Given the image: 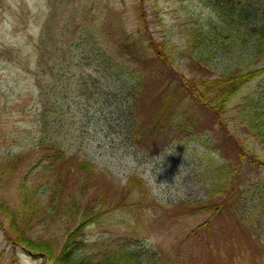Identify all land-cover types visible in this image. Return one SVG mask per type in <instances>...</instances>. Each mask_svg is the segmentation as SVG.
I'll return each instance as SVG.
<instances>
[{
  "label": "trees",
  "instance_id": "1",
  "mask_svg": "<svg viewBox=\"0 0 264 264\" xmlns=\"http://www.w3.org/2000/svg\"><path fill=\"white\" fill-rule=\"evenodd\" d=\"M197 1L210 9L209 12L219 15L221 21L213 20L211 15L199 14L196 21H192L193 26H188L193 45L187 48L191 50L195 65L200 61L201 67L207 71L213 73V64L221 70L214 76L182 78L168 101L180 91L186 98L192 97L207 108L230 140L240 163L226 165L213 157L215 171L204 187L203 196L179 203L191 214H207L188 228L185 239L174 243L175 251L190 250L191 255L183 258L176 257V254L162 259L155 247L143 245L150 228L139 218L143 211L139 200L132 201L134 207L130 210L131 216L125 220L123 233L112 239H102L96 249L95 245L90 249L87 247L85 228L104 216L105 209L110 207L112 192L114 195V190L129 192L131 197L133 187L138 192L145 189L144 180L136 174H131L127 184L121 187L109 170H105L109 177L94 178L97 170L103 169L92 159L93 156L76 152V145L72 143L75 137L68 132L70 119L61 116L72 112L74 98H84L110 113L117 124L126 120L127 131L137 126L134 105L127 99V103L121 101L119 92L135 101V97L142 94L137 86L144 75L136 76L116 61L118 49L131 52L136 41L133 39L135 35L127 41L124 35L115 31L123 26L119 22L121 18L114 25L112 21L113 26L102 34L93 24L91 28L65 16L61 21L55 19L53 24L44 23L40 38L37 36L36 51L40 64L38 71L31 74L37 76L40 114L34 143L40 150L34 155L27 151L14 152L5 155V161L0 163V210L6 211L7 219L0 220V226L5 240L13 247H22L32 256L42 258L44 264H264V238L260 226V215L264 214L259 213L264 207L261 199L264 192H248L242 187L239 176L242 161L264 169V63H257L264 60V0ZM133 19L130 17L129 25ZM57 29L61 31L59 41H69V44L63 46L61 54L50 63L51 50L44 43L48 40L50 47L55 46L60 33ZM96 34H102L104 42ZM162 44L160 47L153 40L148 44L152 46L150 59L156 65L160 62L173 64L179 57L181 44L176 48L167 40ZM102 69L101 78L106 89L96 90L98 77L95 72ZM126 83L129 87L124 86ZM155 118L157 120H150V125L158 131L154 144L170 138L168 133L174 131V121L163 116ZM233 122L242 127L243 135L234 133ZM120 129L125 132L122 125ZM110 133L118 134L114 130ZM16 169L20 174L14 176ZM32 176L33 179L29 180ZM53 177L55 181H51ZM62 177L77 184L79 204L77 198L72 199L73 205L67 201L53 217L44 206L42 195L47 191L55 199V186L60 188L56 181ZM6 182L11 183L13 197L5 195L3 186ZM58 192L60 194L61 188ZM13 198L18 202L12 209L14 212H8L7 202ZM126 198L127 194H121L119 206H128L123 202ZM97 205L98 210L95 209ZM168 213L166 210L165 218L174 221ZM56 220H64L62 228H52L47 235L35 234L38 226L49 222L54 224ZM0 264H13V258Z\"/></svg>",
  "mask_w": 264,
  "mask_h": 264
},
{
  "label": "rangeland",
  "instance_id": "2",
  "mask_svg": "<svg viewBox=\"0 0 264 264\" xmlns=\"http://www.w3.org/2000/svg\"><path fill=\"white\" fill-rule=\"evenodd\" d=\"M209 10L197 0H0V163L5 161V155L14 152L27 151L35 154L40 150L34 143V135L38 134L39 130L36 121L40 114L36 90L37 76L31 73L39 69L36 39L37 36L40 38L44 23L53 24L55 19L61 21L65 16H69L71 20L85 23L91 28L96 27L103 34L121 18L119 22L123 26L117 27L115 31L121 36L124 35L127 41H131L135 35V46L131 52L125 51L124 48H119L116 52L119 57L116 61L122 67L136 76L144 75L137 86L142 94L137 95L135 101H132L129 95L123 96V93L119 92L121 101L134 105L137 117L134 120H138L135 129L127 131L126 120L117 124L110 113H105L96 104L84 98H74L72 112L61 115L70 119L68 132L72 134V138L75 137L72 143L76 145V152L93 156L92 159L103 169L98 167L94 178L109 177L105 174V170H109L116 177L115 181L120 187L127 184L131 174H136L145 182L144 191L138 192L137 188L133 187L131 197L129 192L128 194L114 190L115 195L112 192L110 207L105 209L104 216L85 228L88 249L94 245L96 249L102 239H112L115 235L123 233L125 220L131 216L130 210L134 207L132 201L139 200L143 206L139 218L150 228L143 245L155 247L162 254V259L174 257L176 254V257L186 258L191 255V251L179 253L180 250L175 251L174 243L185 239L188 228L207 214H191L187 209L180 207L179 203L203 196L204 187H207L215 171L212 166L213 157L217 162L226 165L236 166L240 163L230 140L223 134L207 108L192 97L186 98L180 91L168 101L169 95L182 78L208 74L214 76L221 70L213 64V73L207 71L201 67L200 61L195 65L190 55L191 50L187 48L188 45H193L188 28L193 26L192 21H196L195 18L199 14L211 15L213 20L221 21L219 15L213 12L214 15ZM130 17H134L132 25L128 24ZM60 34L61 31L55 46L50 47L48 40L44 43L51 50L50 63L54 57L61 54L63 46L69 44V41H64V44L59 41ZM102 34H96L100 41L104 40ZM152 40L160 47L166 40L172 42L174 47L181 44L179 57L173 64L160 62L156 65V62L150 59L152 46L148 44ZM206 42L208 43L207 40ZM257 63L263 64L264 60ZM102 73L103 69L95 72L98 77L96 90L106 89V83L102 80L103 77L101 78ZM124 86L129 87V83ZM242 93L243 91L239 94ZM161 116L165 119L168 117V121H174V131L172 134L168 133L170 138L161 139L154 144V136L158 131L150 125V120H157L155 117ZM160 122H163V119H160ZM121 125L125 128L124 133L120 129ZM231 128L237 135H243L240 125L233 122ZM167 129L169 128L167 127L166 131ZM110 130L118 134L112 135ZM242 165L239 175L242 187L248 192H264V169L246 161H242ZM28 167L30 170L32 166ZM17 170L14 176L20 174ZM55 180V177L51 179ZM56 182L61 192L59 194L60 188L55 186V199L47 191L42 195L44 206L53 217L59 214V209L67 201L73 205L72 199L77 198L78 205L80 193L77 191V184H71L66 177L57 179ZM3 190L8 198L14 196L11 183L6 182ZM147 190L149 192L146 195ZM121 194H127L123 202L128 206H119L122 203ZM261 199L264 202V193ZM16 202V198L10 203L7 202L11 208L8 212H14L12 209L16 207ZM95 209L98 210L99 205ZM166 210H169L168 214L174 221L170 217L165 218ZM259 213L264 214V207ZM260 216L264 238V215ZM5 218L6 211L0 210V220L7 221ZM61 222L56 220L54 224L49 222L40 225L35 234L47 235L52 228L59 230L62 228ZM131 222L135 224V221ZM4 224L8 223L4 221ZM12 258L13 264H44L42 258L32 256L22 247H13L8 243L0 226V263L9 262Z\"/></svg>",
  "mask_w": 264,
  "mask_h": 264
}]
</instances>
